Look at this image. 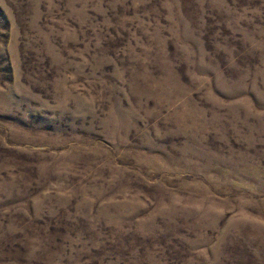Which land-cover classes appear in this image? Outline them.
I'll use <instances>...</instances> for the list:
<instances>
[{
	"label": "rangeland",
	"instance_id": "obj_1",
	"mask_svg": "<svg viewBox=\"0 0 264 264\" xmlns=\"http://www.w3.org/2000/svg\"><path fill=\"white\" fill-rule=\"evenodd\" d=\"M0 264H264V0H0Z\"/></svg>",
	"mask_w": 264,
	"mask_h": 264
}]
</instances>
